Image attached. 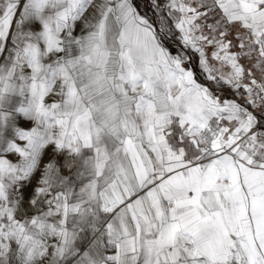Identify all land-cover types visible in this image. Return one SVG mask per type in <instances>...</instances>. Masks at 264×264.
Masks as SVG:
<instances>
[{
  "label": "snow or ice",
  "instance_id": "1",
  "mask_svg": "<svg viewBox=\"0 0 264 264\" xmlns=\"http://www.w3.org/2000/svg\"><path fill=\"white\" fill-rule=\"evenodd\" d=\"M0 264H264V0H0Z\"/></svg>",
  "mask_w": 264,
  "mask_h": 264
},
{
  "label": "rangeland",
  "instance_id": "2",
  "mask_svg": "<svg viewBox=\"0 0 264 264\" xmlns=\"http://www.w3.org/2000/svg\"><path fill=\"white\" fill-rule=\"evenodd\" d=\"M146 10V9H145Z\"/></svg>",
  "mask_w": 264,
  "mask_h": 264
}]
</instances>
